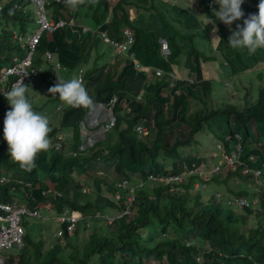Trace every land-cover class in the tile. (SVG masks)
Returning <instances> with one entry per match:
<instances>
[{
  "label": "trees",
  "instance_id": "1",
  "mask_svg": "<svg viewBox=\"0 0 264 264\" xmlns=\"http://www.w3.org/2000/svg\"><path fill=\"white\" fill-rule=\"evenodd\" d=\"M1 1L0 73L14 57H23L27 50L15 35H24L36 28L32 10L15 9L7 1L3 5ZM251 1L259 3V0ZM170 3L171 0H95L94 3L85 0L72 8L66 0L60 3L49 1L48 14L52 18L73 16L83 21L84 17L94 26L101 24L100 28L107 30L114 40L122 41V30L130 29L133 42L129 52L133 55L115 54L108 43L111 55L105 57L101 46L106 43L97 36L89 32L80 33V28L75 32L62 27L43 35L35 48L31 62L32 66L40 68L31 82L34 86L39 84V89L35 90L48 92V78L44 72L55 71L48 69L49 61L43 54L50 51L61 67L57 72L62 77L70 78L77 68L83 67V83L93 101L110 104L114 100L113 110L118 119H125L126 126L121 128L115 123L116 126L109 132L120 136L117 143L109 141L107 133L106 137L97 141L96 148L88 147L82 156L73 157L68 150L78 149L77 122L88 109L68 106L59 99V94L52 97L46 95L44 102L50 104V100H54V105L63 103L65 106H62L63 115L53 111V116L49 117L53 118L49 133L51 146L38 153L35 167L31 170L21 168L11 158L7 141L0 134V166H6L9 171L7 175L0 172L8 179L0 184V201L18 205L26 203L56 214L67 208L79 212L81 216L73 234L68 236L65 232L62 237H56L48 249L44 239L40 237L35 241L26 233L25 243L29 244V249L7 252L9 258L6 264H264V188L258 193L262 209L250 219L231 211L226 203L215 201L217 185L220 184L226 185V192L234 197L245 198L250 203L253 201L252 195L246 196L245 189L228 187V180H235L236 177L251 181V175H242L240 167L229 170L224 177L219 171L209 181L203 173L194 172L181 180L156 184L148 193L144 191L145 183L136 190L129 213L115 216L125 207L127 194L126 190H118L115 184L124 178H131L130 172L140 173L136 178L142 180L154 170L160 176H176L193 169L190 162L199 163L203 159L198 157L202 152L196 135L202 127L214 139H221L224 143L232 142L239 134L243 137L241 159L248 162V157L253 156L256 162H249L250 165L264 161V88L258 92L257 101L247 98L243 106L241 103L226 104L224 96L213 93L221 65L229 67L232 61L240 64L239 70L243 69L245 63L242 56H247L255 64L264 66V49L250 55L247 49L230 47L228 38L236 30L237 21L226 25L216 19L212 10H219V5L215 0H198L195 9L189 11ZM165 6H171L170 15L166 14ZM131 8L140 20L143 18L142 25L137 23L138 16L136 20L130 19ZM241 8L251 14L257 13L244 2ZM208 16L215 24H207ZM176 17L177 20L174 19ZM181 19L182 25L179 22ZM144 20H153L154 24L148 27ZM172 21L180 23V27ZM213 27L216 28L215 33ZM197 33L200 34L198 37ZM161 37L170 49L167 58L161 55ZM204 40L213 43L212 53L202 50ZM224 55L223 64L218 60ZM139 62L144 66L136 69ZM206 63L213 65L212 76H207ZM150 66L160 68L162 76H155ZM41 67L47 69L43 71ZM182 67L190 72H182ZM169 71L176 72L181 80H170ZM188 75L193 77V83L188 82ZM141 89L144 90L143 95L136 100L135 96ZM30 96L28 98L32 102ZM193 102L197 103L195 107ZM33 107L48 116L49 111L44 105L34 103ZM72 108L73 113L69 112ZM124 108L131 109V114L121 115ZM68 112L70 116L65 118ZM139 123L146 126L148 134L152 135L151 146L132 133L133 126ZM175 132H185L186 136L181 134L170 142ZM56 134L61 136L57 139ZM225 136L229 139L226 140ZM56 141L59 147L55 145ZM259 141L261 145L257 146ZM177 147H183L182 150L190 147L193 156L190 153L178 154ZM168 161H171V169L165 170ZM101 164L112 169L109 183L103 181L108 191H116L119 195L118 202L101 195V176H96L100 172L105 173L98 167ZM82 175L90 176L88 179L91 181L80 183L77 177ZM195 183L198 186L192 189ZM210 184L216 187L210 195H206L203 190ZM172 185H175L174 189L170 190ZM85 188H90V191L86 193ZM93 194L95 198L91 199ZM252 205L244 206L240 211L251 214ZM97 213L100 216L95 215ZM100 213L111 214L112 221L108 222ZM94 219H100L99 225L89 228L88 222ZM60 225L65 229L64 223ZM84 231L88 232L86 236L81 234Z\"/></svg>",
  "mask_w": 264,
  "mask_h": 264
},
{
  "label": "clouds",
  "instance_id": "2",
  "mask_svg": "<svg viewBox=\"0 0 264 264\" xmlns=\"http://www.w3.org/2000/svg\"><path fill=\"white\" fill-rule=\"evenodd\" d=\"M14 1L15 0H12V3H11L12 7H13ZM53 2H55V1H53ZM84 2H85V0H66L67 5L69 7H72V8H76L79 5L83 4ZM91 2L94 3L95 0H91ZM243 2L248 4L254 10H256V8L258 7V13L251 14L250 11L242 10L241 5L243 4ZM22 3H23V6H22L21 10L25 11V9H28V6H30V10H32L34 12V16H35V7L30 5V4L28 5L24 0H22ZM57 3H60V2H57ZM215 3H217L219 5V10H216V9L212 10L216 19L222 21L226 25H231L234 21H237L236 30L233 31L232 34L228 38V45L230 47H232L233 49H247V51L250 55L255 54L258 49H264V0H259V3H257V4L253 3L251 0H215ZM0 8H1V5H0ZM15 9H17V8H15ZM46 12H47L48 17L51 19L52 17L48 14V8H47ZM244 12H245V14H244ZM129 14H130V12H129ZM202 16H207V15H202ZM129 17L131 20H133L131 18V15H129ZM59 18H62L65 20H71L72 19L74 22V24H72V25H64L62 27H68L75 32L77 31L78 28H80L81 29L80 33L89 32L92 35L97 36L100 40L103 41V43L108 44L110 42L103 40V36L101 35L102 32H105L108 38L113 39L111 36H109L107 30L100 28L101 24H97V26H94L91 22L88 23L87 19L84 17H82L83 21H79L77 18H75L73 16H69V17H67V19L64 17H59ZM52 19H54V18H52ZM57 19H54V20H57ZM210 23L215 24V21L211 17L208 16L207 24H210ZM62 27H60V28H62ZM60 28H58V29H60ZM125 29L131 31L128 28H124L122 30L123 39H124L123 33H124ZM213 29H215V31L212 30L215 33L216 28L213 27ZM29 33H31V32H29ZM131 33H132V31H131ZM132 35H133V33H132ZM18 37H21V40H19ZM15 38H17L19 41H21L22 44H24V45L26 44L24 41L25 39L23 38V35L17 34V35H15ZM163 42L167 45V48L169 49L167 41L164 38H160L161 55L164 58H167L170 55V52L166 55L163 54V52H162ZM131 43H130V45H131ZM130 45H129V47H130ZM111 46H112V44H111ZM129 47L126 51H124L122 53H116L114 51V49H113V52L115 54H122L123 56L127 57V55L129 53H131L133 55L132 52H129ZM112 48H113V46H112ZM169 51H170V49H169ZM45 52H50V51H45ZM45 52H44V54H45ZM50 53L52 55V52H50ZM242 57H243L242 58L243 61L249 59V57H247V56H242ZM47 61H49L48 69L55 71V72H53V73H55L54 75L52 72H50L48 70H46L44 72L45 76L48 78V84H49L48 92L51 94L48 97H52V95L57 96V94H59V99L62 102H64L65 104H67L68 106L79 107L80 109H82V107H84V108L88 109L87 111H84L83 115L81 116V118L77 122L80 141H79L77 150H73V149L68 150V151H71V156H73V157L82 156L84 153L83 151L85 149H87L88 147L89 148H91V147L96 148L97 146H95V144H97V141L102 140L104 137H106L107 133L112 132L113 127L116 126L115 123H117V126H120L121 128L123 126H126L125 119H124V121L122 119H118L117 115L115 114V111L113 110L114 100H111L110 104H106L103 101H93V98L88 94V92L84 86V83H83V74H84V72H83L84 68L83 67L77 68L78 70L77 71L75 70V72L71 74L70 78L68 76L62 77V75L57 72L61 67L59 66V64H57V62H55L53 55L51 56V59L47 60ZM51 63H53L55 65V67H53ZM100 63H102V62H100ZM244 63H245V61H244ZM11 64H12V62L8 66H10ZM253 64H254V67L252 66V68L245 64L243 69H240V70H239L240 64L238 63L235 65L237 66L238 72L245 71V70L246 71L255 70V73L257 75L256 81L262 79L261 72L264 71V66L261 67V65H257L254 62H253ZM8 66L4 67V69L1 71L0 77L3 74L4 70ZM99 66H102V65H99ZM142 66H144V65L139 62L138 64H136L135 68L140 69ZM149 68L151 70H154V71L156 69L161 70L160 68H157V67L154 68L153 66H150ZM261 68L263 70H261ZM45 69H47V68L45 67L43 69V71ZM61 70L64 71L63 68ZM184 71L190 72V70L188 68L182 67V72H184ZM232 71L233 70L230 69V73L232 75L235 74V72H232ZM161 72L163 74L162 70H161ZM154 74H155V72H154ZM162 74L161 75L155 74V76L160 77V76H162ZM167 75L170 77V80H172L173 82H174V80H176V81L181 80L179 75L174 71H169L167 73ZM173 77H175V79ZM186 78H187L189 83H193L194 79L191 75H188ZM52 82H56V83L54 85H52V84L50 85V83H52ZM226 83L228 84V82L224 81V85H226ZM258 85H260V84H258ZM260 87L264 88V85L263 86L260 85ZM246 89H247V91L245 92L244 95L249 93L248 86H246ZM28 91H29V86L23 82V78L18 80L15 83H13L11 86H10V84L6 85L3 82H0V98H1L0 103L2 104V111H0V117L2 116V114L4 113L5 110H8L5 114L4 128H3L4 139L7 141V144H8V152H9L11 158L15 162H17L21 168H24L26 170H31L32 168L35 167V160H36L38 153L42 150H48L51 146V140L49 138V133L52 131L50 125L52 124L51 120H53V118L52 119H48V118L53 116L52 111L60 112L63 115V110H62L61 104L57 103L55 105L54 104L51 105L52 110L49 111V113H48V114L52 113L51 115L46 116L40 112L35 111L32 102L29 100V98L27 96ZM143 91L144 90L141 89L136 94V96H135L136 100H139L142 97ZM60 108H61V110H60ZM69 110H70L69 112L73 113L74 108L69 109ZM89 112H92L97 118L96 122L93 124L91 123L92 118H91L90 114H89V117L87 116ZM124 113H128V115L131 114V109L124 108L123 110H121L120 114L123 115ZM66 115H68V114H66ZM106 124H109L108 129H105ZM137 127L142 128V130H137ZM203 128L204 127H202V129ZM83 129H84V131L85 130L87 131L85 134L83 132ZM92 131H95V132L92 134L91 133ZM132 133H134L138 139H142L143 135L145 137V135L148 134V130H147L146 126L139 123V124H135L133 126ZM143 133H145V134H143ZM82 135L86 139L89 140V143L85 146H81V144H82L81 136ZM60 136H61V134H56L55 137L58 139ZM225 139L228 140L229 136H225ZM242 144H243V137L239 136V134H236V136L232 140V142L224 143L221 141V139L215 138V147L212 148L215 150V152L211 153L212 156L210 157V154H209V156L206 157V156L198 153L199 154L198 157L203 158V159L199 163L188 161V162H190L189 165L193 169L183 171L181 175H176V177H178L180 179H175L174 178L175 176H170V175H161L160 176L159 173H157L156 175H154V174L148 175L147 180L154 181L155 185L156 184L159 185V183L167 184L171 180H181L182 177H184L186 175H193L194 172H197L194 169H198V170L202 171L204 178H206L207 181H209L219 171L226 170L228 172L229 170H235L237 167H240L242 175H244V176L251 175L250 186L253 189V185H254L253 179H252L253 175L252 174H244L242 172V170L247 165H250L249 162L255 163L256 160L251 161L250 157H253V156L248 157V160H249L248 162H244V160L241 159V157L243 155V151H244ZM55 145L57 147H59V144L57 141L55 142ZM260 145H261V142L259 141L257 146H260ZM238 148H240V152H241L240 156L238 158L239 161H237L235 165L230 167L227 165L226 158H224V156H229L232 152L237 151ZM182 149H183V147L180 148V151L177 150L178 154L184 155V154L190 153L193 156V152L191 151L190 147H185L184 150H182ZM89 152H91V150L87 151V153H89ZM104 152H106V151H104ZM253 159H254V157H253ZM181 160H185V158L184 159L182 158ZM217 164H220V169L218 171L213 170ZM259 165H260V163L257 165H252V166H259ZM164 169L165 170L171 169V161H168L167 163H165ZM190 171H192V172L189 173ZM0 177H4L6 179L5 181L8 180L4 175H0ZM163 177H167L168 182H163L161 179ZM124 179H128L130 181V186H133V185L136 186L142 180V179H137V178L135 181H132L130 178H124ZM260 180L262 181V184H261L262 190L260 192H262L263 188H264V175L260 178ZM0 184H3V182ZM144 184H145V181L142 180L141 185L135 187L134 197L136 196V190L138 188L143 187ZM115 185L117 186V183ZM174 186L175 185L170 186L169 187L170 190L174 189L173 188ZM196 186H198V183L197 184L195 183V185L192 186L191 188L193 189ZM88 189H90V188H88ZM118 190H124V189H118ZM189 191L191 192L190 189H189ZM126 192H127V194H126V197H127L128 189H126ZM260 192H258V193H260ZM258 193H256L254 191V194L252 195L253 198L256 194L258 195ZM110 194H111L110 199H112L113 201L118 202V200H120V197L116 193V191L113 193L110 192ZM126 197H125V199H126ZM258 197H259V195H258ZM263 198H264V194H263ZM241 199L246 200L247 205H241L239 203V200H241ZM215 201L223 203V204L226 203L231 211L239 212V216H242V217L247 216L248 219L254 217L256 212H258L259 210L262 209V204H260V201L257 204H254L251 202L253 204L251 206V214H248L247 211L241 212L240 210H243L244 206H248L251 203L245 198H242V197L236 198V197H234V195H232V194H230L224 190L223 191L218 190L216 192V200ZM0 202H2V201H0ZM124 202H125V200H124ZM13 204H16V203H13ZM24 204L30 210H33V209L38 210L40 213V216L24 215V216H22V220H23V217H36V218H40V219H47V218L51 219L52 218V220H54L59 225L58 231L60 229L63 231V233L60 235L58 234V231H57V235L55 233V235L53 234V236L54 237L55 236L56 237H62L63 234H65V232L69 236V234L67 233V230H66L67 223L66 222L60 223L56 219L67 208L63 209L59 214H56V213H54V211L49 212L43 208H38L36 206H30V205H27L26 203H24ZM122 209H120V211L117 212V214L115 216L118 217V214L121 212ZM68 211L77 212L75 210H68ZM77 213H79V212H77ZM104 217L107 218L108 220L110 218L113 219V217H109L108 215H106ZM80 218H81V216H80ZM79 219H78V221H79ZM22 220H21V225H22ZM109 222H111V221L109 220ZM62 223L65 224V229H63L61 227L60 224H62ZM22 227H23V244L21 246H18L17 244H13L9 248H4L3 250H1L0 257L3 260V264H6V259L9 258L7 255V252H12V251L15 252L16 250H27V249H29V244L25 243V234H26L25 228L23 225H22ZM73 231H72V234H73ZM255 263H257V262H255Z\"/></svg>",
  "mask_w": 264,
  "mask_h": 264
},
{
  "label": "rangeland",
  "instance_id": "3",
  "mask_svg": "<svg viewBox=\"0 0 264 264\" xmlns=\"http://www.w3.org/2000/svg\"><path fill=\"white\" fill-rule=\"evenodd\" d=\"M6 1L8 3H10V4L12 3V0H2L1 4L2 5L5 4ZM172 3L177 4L182 9H185V10L188 9V11H189V9H192V10L195 9V7L198 4V0H171L170 5H172ZM165 7H166V10L168 11L166 14L170 15L172 13V12H170V10H171L170 7L171 6L170 7L169 6H165ZM28 9H30V6H28ZM10 11L12 13V7L11 6H10ZM129 12H130L131 18L133 20H136V18L138 16L137 12L135 13V11L132 8L129 10ZM177 18L178 17H176L174 19L177 20ZM141 20H140V17L138 16L137 23L140 24V25L143 24V19H141ZM144 21H145V24H147L148 27H150L152 24H154L153 20H151V21L147 20L148 23H147L146 20H144ZM179 22L182 25L183 19H181ZM172 23L174 25H176L177 27H180V23H178L176 21H172ZM29 34H30L29 32L24 34L23 38L25 39V37L27 35H29ZM199 35L200 34H198V33L196 34L197 37ZM209 35H210V33H209ZM201 38L202 37H199V39H201ZM211 45H213V43H208L206 40H204L203 45H202V50L212 53ZM101 50L103 51V55H105V57L111 55V47H110V45L102 44ZM231 54L234 56L233 53H231ZM220 56L221 55H219L218 57H220ZM224 58H225V55H224V57L222 56V59L219 58L218 61H221L224 64V62H225ZM230 61H231V59H230ZM235 61L237 62V59H235ZM244 61H245V64L247 66H249L251 68H252V66L254 67V64H253L254 60L247 59V60H244ZM87 65L89 67L91 66L90 63H87ZM204 66L206 68L207 76L208 77L212 76L214 74V68H213L212 63H206ZM236 67L237 66L232 61L229 63V67H226V65H224V66L221 65V70L219 71L218 77H217V79H218V81L216 82L217 85L215 86V89L213 90L214 95L215 96H221V97L224 96V98L226 100L225 101L226 104H228V103L229 104H240L241 103L242 106H243L245 104V99H247V98L250 101H252V102L257 101V94L262 89L260 87V85H262V86L264 85V71L263 72L260 71L261 74H262V79L256 81L257 75L255 73V70H251V71H246L245 70V71L238 72V70L235 69ZM261 67H263V65H261ZM228 69L229 70L232 69L233 71L235 70V74L232 75L230 73V71H229V73H227L226 71ZM261 70H263V69L261 68ZM149 79H151V78L149 77ZM224 81L228 82V84L226 83V85H224ZM258 84H260V85H258ZM26 85L29 86V91L27 93V96L31 95L30 97L33 100L32 104L34 105V103H35V105H44L47 111H51L52 110L51 105L54 104L55 101L54 100H50V104L51 105L49 104V102H44L46 95L50 96L51 94L49 92L46 93L44 89L35 90V88L39 89V87H38L39 84L38 85L36 84L34 86V83H28ZM246 86H248V88H249V93L244 95L245 92L247 91ZM59 104H61V106H65L63 103H59ZM193 104H194L193 106L195 107L197 103L193 102ZM0 111H2V104L1 103H0ZM7 111L8 110H5L4 113L2 114V116L0 117V125H1L0 126V134H1V137H4V133H3L4 119H5V114H6ZM52 113H53V111H52ZM51 114H48V115H51ZM89 114H90V116L92 118L91 123L92 124L95 123L96 119H97L96 116L92 112H89L88 115H87L88 117H89ZM69 115L70 114L68 113V115H66L65 118L68 117ZM213 126H215V125H213ZM224 128H226V127L224 126ZM83 132L85 134L87 131L86 130L84 131V129H83ZM94 132L95 131H92L91 133L93 134ZM143 134H145V133H143ZM181 134L186 136L185 132L184 133L175 132L174 135H173V138L170 139V142H172L173 139H175L176 137H179ZM196 135L200 139L199 140V147H200V152H202L201 155H204V156L207 157L210 154V157H211L212 156L211 153L215 152V150L212 149V148L215 147V139L212 136V134L209 131H207V129L204 127L203 129L201 128V130ZM109 136H110L109 141H111L112 143H117V140L120 137V136H117L116 133H113V134L109 133ZM151 136H152L151 134H147V135H145V137H144V135L142 137V139H144V142L148 143V146H151L150 145ZM81 139H82L81 146H85V145H87L89 143V140L86 139L83 135L81 136ZM179 145L182 146V144H179ZM177 150L180 151V148L177 147ZM0 167H1L0 168V172L5 173L6 175H7V173H9V171L7 170L6 166H0ZM98 167H100L102 170H104V172L107 174V175H105L104 173L102 174L100 172V173H98V175H96L97 177L101 176V181H100V185L102 186L101 187V195H102L103 198H105V197L111 198L110 190L109 191L107 190V186L105 185V183H109V181H110L109 179L111 178L112 169L110 167L106 166L105 164H101ZM138 168H139V166H138ZM226 173H227L226 170L220 171V174L223 177L226 175ZM151 174L156 175L157 172L154 170L153 173H151ZM139 175H140V173L135 174L134 172H130V176H131L130 179L132 181H135L136 177H138ZM88 177H90V176L82 175V176L77 177V179H78V181L80 183H83V182L86 183V182H90L91 181L90 179H88ZM161 179H162L163 182H168V178L167 177H163ZM103 180L105 181V183H104ZM143 180L146 183L144 191H147V193L149 191L152 192V189L155 186L154 181L147 180V177L144 178ZM228 182H229L228 187L233 189V190L234 189L235 190H237V189H245L247 191L246 192V196H248V197H250L251 195L254 194V190L250 186V181H248V179H244V178L242 179V178H237L236 177L235 180H228ZM141 183H142V180L136 186H140ZM136 186L133 185L131 187L134 189ZM215 187H216L215 185L212 186V184H210L209 188L203 190V193L206 194V195H210ZM217 187H219L218 190L220 189L221 191H223V190L226 191V185H224V184H220L219 186L217 185ZM88 190L90 191V189L86 188L84 191L87 193ZM90 198L94 199L95 195L93 194ZM111 213H112V211H111ZM100 214H102V213H100ZM107 214H108L109 217H112V215L109 214V213H105V214H102V215L106 216ZM95 215H99V214L97 213ZM99 221H100V219H94L91 222H88L90 224L89 228H93V226H95V227L98 226L99 223H100ZM108 222H109V220H108ZM22 225L25 228V232L28 233V236L32 237L35 241H38L40 237L42 239H44L45 240L46 249H48L50 247V244L52 242H54L53 239H55L56 236L54 237L53 234L55 235V233H56V235H57V231H58V227H59L58 223H56L54 220H52V218L51 219H49V218L40 219V218H36V217H23ZM81 234L82 235L84 234L83 236H86L88 234V232L84 231Z\"/></svg>",
  "mask_w": 264,
  "mask_h": 264
},
{
  "label": "built area",
  "instance_id": "4",
  "mask_svg": "<svg viewBox=\"0 0 264 264\" xmlns=\"http://www.w3.org/2000/svg\"><path fill=\"white\" fill-rule=\"evenodd\" d=\"M28 5H32L35 7V22H36V28L33 32H31L26 38H25V47L27 48L25 55L21 58L14 57L12 64L8 66L3 74L0 77V82H3L6 85L10 86L17 82L18 80L23 78V82L31 83L35 80L36 75L38 74L40 68H36L32 66V56L34 54L35 48L37 44L40 42L43 35H46L48 33H51L55 31L56 29L64 26V25H72L74 24L73 20H65L62 18H58L57 20L50 19L47 15V5L49 1H55V2H61L63 0H24ZM23 6L22 0H15L13 2V7L17 9H21ZM245 14V12H244ZM101 35L103 36L104 41H109L113 49L116 53H122L126 51L130 45V43L133 41V35L131 31L125 29L124 30V39L122 41H116L113 39H110L107 37L105 32H102ZM19 40H21V37H18ZM162 52L163 54H168L170 51L167 48V45L163 42L162 44ZM45 59L50 60L51 59V53L45 52ZM42 68V67H41ZM156 75H161L162 72L159 69L155 70ZM175 79V77H173ZM109 128V124H106L105 129ZM137 130H142V128L137 127ZM240 148L237 149V151L232 152L229 156H224L226 158V162L228 166H233L236 164L240 156ZM251 161H253V157H250ZM220 164H217L213 170H219ZM198 173H202L201 170L194 169ZM190 171L189 173H191ZM242 172L244 174H252L253 177V190L258 193L262 190L261 184L262 181L260 178L264 175V161L260 163L259 166H252L247 165L243 168ZM175 179H180L178 177H174ZM6 179L4 177H0V183L4 182ZM117 187L119 189H128V195L125 199V207L121 210V212L118 214V217H122L123 215H126L130 211L131 203L134 199V190L130 186V181L128 179H123L121 182L117 183ZM259 197L256 194L253 198L252 203L257 204L259 202ZM239 203L241 205H247L246 200H239ZM24 215H30V216H40V213L38 210L33 209L30 210L23 205H17V204H9L6 202H0V253L1 250L4 248H9L13 244H17L18 246H21L23 244V227L21 225L22 216ZM80 218L79 213L77 212H70L67 209L64 210V212L58 216L56 219L58 222H66V230L69 235L72 234V231L75 228L76 222ZM112 221V219H109ZM63 231L60 229L58 231V234H62ZM0 264H3V260L0 257ZM254 264H262L260 262L254 263Z\"/></svg>",
  "mask_w": 264,
  "mask_h": 264
},
{
  "label": "crops",
  "instance_id": "5",
  "mask_svg": "<svg viewBox=\"0 0 264 264\" xmlns=\"http://www.w3.org/2000/svg\"><path fill=\"white\" fill-rule=\"evenodd\" d=\"M256 11H257V13H258V7L256 8ZM143 19V18H142ZM162 38V37H161Z\"/></svg>",
  "mask_w": 264,
  "mask_h": 264
}]
</instances>
